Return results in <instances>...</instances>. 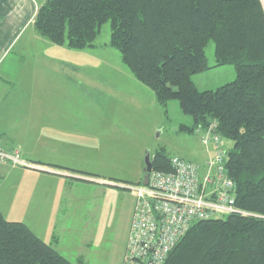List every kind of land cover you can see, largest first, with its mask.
Returning a JSON list of instances; mask_svg holds the SVG:
<instances>
[{"label": "trees", "instance_id": "trees-1", "mask_svg": "<svg viewBox=\"0 0 264 264\" xmlns=\"http://www.w3.org/2000/svg\"><path fill=\"white\" fill-rule=\"evenodd\" d=\"M105 24L111 28L110 46L132 76L163 108L178 101L192 118V126L182 125L180 131L215 125L214 133L233 143L223 166L236 184L237 208L248 215L195 221L166 264H264L261 0H46L34 23L52 44L76 51L95 48ZM211 41L216 59L212 66L206 54ZM225 66L234 67L235 81L217 90L197 88L196 75ZM151 159L154 170L171 171L164 149ZM0 264L74 263L0 210Z\"/></svg>", "mask_w": 264, "mask_h": 264}, {"label": "crops", "instance_id": "crops-1", "mask_svg": "<svg viewBox=\"0 0 264 264\" xmlns=\"http://www.w3.org/2000/svg\"><path fill=\"white\" fill-rule=\"evenodd\" d=\"M45 2L0 0V148L18 152L28 164L0 161V210L7 220L25 223L66 258V234L58 228V221L69 218L73 197L68 191L73 180L97 184L143 181V162L136 173L120 169L117 178L93 173L112 171L114 126L131 122L123 117L124 105L129 111L133 106L127 102L135 101L134 96L119 83L131 84L144 96L149 89L128 69L109 68L105 61L111 53L95 48L70 50L39 35L34 23ZM102 65L109 69L100 70ZM99 71L107 78H101L100 85L85 74L95 76ZM90 89L101 91L86 96ZM91 112L97 115L94 130L86 120ZM101 124H107L111 132L100 128ZM191 157L189 153L180 158L199 163ZM83 257L77 253L74 264H86Z\"/></svg>", "mask_w": 264, "mask_h": 264}, {"label": "rangeland", "instance_id": "rangeland-1", "mask_svg": "<svg viewBox=\"0 0 264 264\" xmlns=\"http://www.w3.org/2000/svg\"><path fill=\"white\" fill-rule=\"evenodd\" d=\"M110 40V24H105L95 42L94 51L111 53L108 61H105L108 62L109 68L127 69L121 60L120 53L109 46ZM206 54L209 65H214L216 62L214 42L209 43ZM106 67L102 65L100 70L109 69ZM91 73L85 74L97 80L99 85L101 78L107 80L102 77L103 72L101 71L98 74L95 73V76H91ZM118 79L119 77H115V81ZM235 79L234 67L225 66L215 68L212 72L196 75L194 81L200 91H207L217 90ZM123 84L119 83L120 87L126 91L129 90L135 100L127 102L133 106L129 111H127L128 106L124 105L126 111L123 117L126 121H128L126 118H131V122L117 123L114 126L115 140L112 145L114 155L110 165L112 171L108 168L107 171H97L93 174L116 176L117 178L122 168L136 173L137 166L142 162L145 163V156L148 152L155 154L161 149H164L169 156L187 155L189 157L190 153L194 156L190 159L202 165L216 160L218 148L215 143L206 146L202 142L203 134L180 131L182 125L192 126L193 120L183 112L178 101L169 102L165 109L155 100L150 90H146L148 94L144 96L131 84L128 86L126 82ZM102 89L103 92L107 91L105 86ZM94 90L101 91V89H90L86 96L96 94ZM120 116L121 120L122 115ZM95 118L97 115L91 112L89 118L86 119L93 130L96 126L94 125ZM99 127L111 132L107 124H101ZM222 145L221 149H230L233 143L224 139ZM139 173L142 174L141 171ZM119 180L115 183L109 181L107 184L73 180V188L69 187L68 193L73 197L69 218L58 221V228L66 234V238L63 239V245L67 249L66 258L73 263H75V255L79 253L85 256L83 259L87 262L86 264H123L136 198L131 189H125V186L128 187L125 183L132 186L135 181Z\"/></svg>", "mask_w": 264, "mask_h": 264}, {"label": "built area", "instance_id": "built-area-1", "mask_svg": "<svg viewBox=\"0 0 264 264\" xmlns=\"http://www.w3.org/2000/svg\"><path fill=\"white\" fill-rule=\"evenodd\" d=\"M215 125L203 134L204 145L217 146L215 161L205 165L171 157V171L152 169L147 185L126 186L136 198L123 264H166L195 221L226 215H248L235 203L236 184L223 163L226 149L214 133ZM0 161L28 166L18 152L0 148Z\"/></svg>", "mask_w": 264, "mask_h": 264}, {"label": "water", "instance_id": "water-1", "mask_svg": "<svg viewBox=\"0 0 264 264\" xmlns=\"http://www.w3.org/2000/svg\"><path fill=\"white\" fill-rule=\"evenodd\" d=\"M145 167H144V178L142 183L147 185L149 182V174L151 173L153 169L152 159H151V153H147L145 156Z\"/></svg>", "mask_w": 264, "mask_h": 264}]
</instances>
